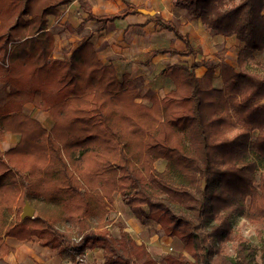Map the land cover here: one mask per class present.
Listing matches in <instances>:
<instances>
[{"label": "trees", "instance_id": "16d2710c", "mask_svg": "<svg viewBox=\"0 0 264 264\" xmlns=\"http://www.w3.org/2000/svg\"><path fill=\"white\" fill-rule=\"evenodd\" d=\"M73 1L0 0V140L20 137L0 149V261L14 252L13 238L91 264H264V0L179 2L192 21L241 46L234 62L224 48L217 66L203 63L201 78L199 63L169 65V93L148 91L144 101L143 79L121 78L89 39L53 57L49 18ZM127 5L88 20L107 30L138 13ZM155 19L186 51L153 55L197 56L174 22ZM27 105L47 113L52 128ZM27 202L36 214L22 220ZM117 203L141 226H159L172 250L155 257L113 217ZM239 219L257 227L259 246L235 233Z\"/></svg>", "mask_w": 264, "mask_h": 264}, {"label": "crops", "instance_id": "0c3cea01", "mask_svg": "<svg viewBox=\"0 0 264 264\" xmlns=\"http://www.w3.org/2000/svg\"><path fill=\"white\" fill-rule=\"evenodd\" d=\"M168 2L170 0H74L70 5L60 10L59 18L50 17L52 23L62 28V32L54 34L53 57L57 59L70 57L74 49L89 39L99 58L104 63L113 65L121 78L125 75L131 79H143L144 84L140 91L141 98L139 101H144V95L148 91H153L159 98H163L169 93L171 86L165 78V72L169 65L181 61H187L190 65L199 63L195 73L197 77L201 78L207 72V67L203 66V63L217 66L220 63L218 53L222 49L228 50L227 57L232 50L236 52L237 56V51L241 45L235 38L212 35L200 21H192L188 11L178 6V3L172 1L170 4ZM128 3L139 10L155 11L156 15H143L138 11V13L130 14L124 19L116 20L104 31H98L99 24L97 22L88 20L90 12L95 16L123 13L128 9ZM157 16L165 21L174 22L181 33L189 37L192 45L198 51L196 57L182 58L169 53L153 55L158 50L186 51L184 42L176 39L170 32L162 30L157 25L155 19ZM215 86L218 88L223 86L220 68L216 70ZM26 111L41 123L46 121L48 125L52 122L47 113L35 110L29 105L26 106ZM19 141L18 135L7 134L4 139L0 140V149L7 152L15 148ZM165 166L164 161L156 163L158 171H163ZM117 207H120L118 203L115 209ZM125 220L127 231L139 243H143L141 234H144L145 228L133 217L128 216ZM6 243L14 249V252L0 264H25L27 259L34 258L36 246L33 245L32 241L19 242L13 238H7ZM27 244L30 246L26 247ZM159 245L160 247L163 246L166 252L171 247L172 241L164 238ZM21 248H24V253ZM44 251L46 248H41L43 254ZM77 256L89 262L87 256ZM36 260L39 261V259ZM51 264L55 263L51 262Z\"/></svg>", "mask_w": 264, "mask_h": 264}, {"label": "rangeland", "instance_id": "374dc122", "mask_svg": "<svg viewBox=\"0 0 264 264\" xmlns=\"http://www.w3.org/2000/svg\"><path fill=\"white\" fill-rule=\"evenodd\" d=\"M172 1H174V3H178L177 4L178 6H179V2L183 3L182 2L183 0H170V2H168V3L171 4ZM50 19L51 18H49V22H50V26H51L50 30L54 34L62 32V28L57 26V24L52 23V21H50ZM235 53L236 52H234V50H232V52L227 57L228 62H234V60L236 58V54ZM218 54H220V52ZM141 90H142V88H141ZM42 124L45 126V128L51 129L52 126H53V121L50 124H48V125H47L46 121H44ZM16 213H17V210H15L13 212V216H12L11 219L15 218ZM118 214H121V216L123 218H125V219L128 218V216H129V214L126 212V210L124 208H122L121 206L117 207L116 209L113 208V210H112L113 217L118 216ZM148 226H149V228H148ZM148 226L144 227L145 228L144 234H141L142 235L141 238L143 240V243H146V245L148 246L149 250L151 251V253L155 257L161 258L164 255V253H165V249H164L163 246L160 247L159 243L165 237L162 235L161 228L159 226L153 225V224H150ZM234 230H235L236 234L243 235L244 237L249 239L250 242L253 245H257V246L260 245V240L258 238V230H257L256 226L246 222L243 219H239L234 224ZM32 242L34 243L33 245L36 246V252L34 254V258H30L29 260L27 259L25 264H42V263L48 264L49 262H50V264H51V262H54L55 264H91L88 261H86V259L83 260V258L80 257V256H76V258H73V256H69L68 255L65 258H62V257H60L57 254L56 251H52V250H49V249H48V251L46 249V251H44V254H43L41 252V248L42 247H40L37 239H34ZM28 246H30V245L27 244L26 247H28ZM21 250L24 253V248H21ZM226 250H227L228 254H230L231 256H234L235 250H236V246H235L234 242L228 243L226 245ZM36 259H39V261H37ZM0 262L2 263L4 261H0Z\"/></svg>", "mask_w": 264, "mask_h": 264}, {"label": "water", "instance_id": "95a60500", "mask_svg": "<svg viewBox=\"0 0 264 264\" xmlns=\"http://www.w3.org/2000/svg\"><path fill=\"white\" fill-rule=\"evenodd\" d=\"M139 12L143 15H150V16H155L156 12L155 11H148L145 9H140ZM35 215V210L32 208V206L27 202L23 212H22V220L27 219V218H34Z\"/></svg>", "mask_w": 264, "mask_h": 264}, {"label": "built area", "instance_id": "2783aa9c", "mask_svg": "<svg viewBox=\"0 0 264 264\" xmlns=\"http://www.w3.org/2000/svg\"><path fill=\"white\" fill-rule=\"evenodd\" d=\"M169 250L171 251V250H172V248L170 247V248H169Z\"/></svg>", "mask_w": 264, "mask_h": 264}]
</instances>
